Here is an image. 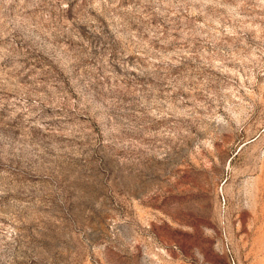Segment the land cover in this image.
<instances>
[{
  "label": "rangeland",
  "instance_id": "obj_1",
  "mask_svg": "<svg viewBox=\"0 0 264 264\" xmlns=\"http://www.w3.org/2000/svg\"><path fill=\"white\" fill-rule=\"evenodd\" d=\"M0 264H264V0H0Z\"/></svg>",
  "mask_w": 264,
  "mask_h": 264
}]
</instances>
